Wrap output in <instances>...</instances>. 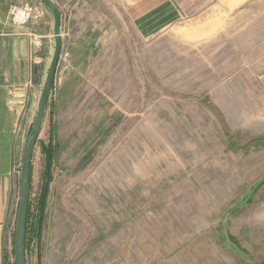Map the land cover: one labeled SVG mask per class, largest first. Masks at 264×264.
Returning <instances> with one entry per match:
<instances>
[{"label": "rangeland", "instance_id": "obj_1", "mask_svg": "<svg viewBox=\"0 0 264 264\" xmlns=\"http://www.w3.org/2000/svg\"><path fill=\"white\" fill-rule=\"evenodd\" d=\"M53 1L61 52L32 157L31 222L48 146L52 179L26 264H264V0H173L176 20L152 28L119 0ZM160 1L138 0V12ZM10 5L11 24L13 7L40 15L13 24L38 29L36 41L49 21L29 128L53 21L38 0Z\"/></svg>", "mask_w": 264, "mask_h": 264}, {"label": "crops", "instance_id": "obj_2", "mask_svg": "<svg viewBox=\"0 0 264 264\" xmlns=\"http://www.w3.org/2000/svg\"><path fill=\"white\" fill-rule=\"evenodd\" d=\"M119 2L129 20L135 25L144 19V25L149 26L145 28L175 21L180 14L179 1L161 0L159 3H152L142 12H138V0ZM10 4L11 0H0V264H12L14 260V234L11 239L10 229L13 217L17 216V176L31 123L27 128L22 121L25 98L30 87L34 90L38 87L36 82L42 73L44 52L51 42L49 27L48 34L46 33L49 26L47 19L44 21V34L37 35L39 40L36 41L35 33L38 29L18 28L11 24ZM20 88L24 90L21 91ZM18 94H24V99L15 98Z\"/></svg>", "mask_w": 264, "mask_h": 264}, {"label": "water", "instance_id": "obj_3", "mask_svg": "<svg viewBox=\"0 0 264 264\" xmlns=\"http://www.w3.org/2000/svg\"><path fill=\"white\" fill-rule=\"evenodd\" d=\"M50 13L53 21V55L44 79L42 90L38 99L36 114L25 138L21 154V167L19 178V202L14 232V264H25V232L27 211L29 205L30 174L32 157L37 140L42 130L46 106L54 82L56 67L61 52L60 39V14L57 6L52 0H38ZM21 91L24 88H20ZM24 94L15 96L17 99H24Z\"/></svg>", "mask_w": 264, "mask_h": 264}, {"label": "trees", "instance_id": "obj_4", "mask_svg": "<svg viewBox=\"0 0 264 264\" xmlns=\"http://www.w3.org/2000/svg\"><path fill=\"white\" fill-rule=\"evenodd\" d=\"M47 108V106H46ZM44 153L46 156V162L44 166V171L41 176V187L40 193L37 198V208L36 215L34 217L35 221L31 222V201H30V190H29V205L27 211V220H26V232H25V252L27 248L28 240H35L37 246H39L41 231H42V223L44 219V212L46 208V200L49 194V184L51 182V167H52V149L50 146L44 148ZM32 173V168H31ZM30 186H31V174H30ZM26 264V261H25Z\"/></svg>", "mask_w": 264, "mask_h": 264}, {"label": "built area", "instance_id": "obj_5", "mask_svg": "<svg viewBox=\"0 0 264 264\" xmlns=\"http://www.w3.org/2000/svg\"><path fill=\"white\" fill-rule=\"evenodd\" d=\"M10 15H11V20L15 25H20L30 19H38L40 17L39 14H35L33 10L27 6H25L22 9L13 7L10 11Z\"/></svg>", "mask_w": 264, "mask_h": 264}]
</instances>
